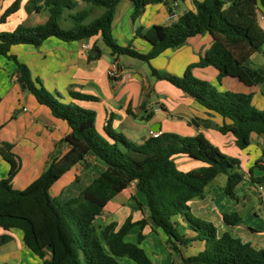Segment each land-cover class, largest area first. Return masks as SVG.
Returning a JSON list of instances; mask_svg holds the SVG:
<instances>
[{"label": "trees", "instance_id": "1", "mask_svg": "<svg viewBox=\"0 0 264 264\" xmlns=\"http://www.w3.org/2000/svg\"><path fill=\"white\" fill-rule=\"evenodd\" d=\"M82 1L102 8L103 13L89 20L90 11H78L67 16V12L73 11L77 5L74 0H31L33 10L49 12L48 20L33 27L20 24L12 32L0 33V55L11 58L13 46L39 48L45 40L53 37L63 42L101 37L111 54L126 55L149 63L166 50L185 45L192 37L208 34L212 37L211 47L198 63L187 68L182 78L158 76L210 113L219 115L223 120L221 126L210 121L207 126L222 134H232L240 149L249 147L252 134L264 138V110L253 106V93L220 91L192 74L195 67H213L218 72L219 83L226 77L239 78L250 86L264 83V74L248 65L253 54L263 53L264 26L258 20V13L264 16V0H194L195 11L184 12L171 25H154L144 34L137 30V35L151 46L147 54L133 50L131 46H119L114 40L115 12L124 0ZM126 1L135 7L132 14L135 21L148 5L165 0ZM19 6L20 0H16L8 7L0 17V24L5 23ZM62 19L72 26L63 27ZM12 59L17 65L16 80L40 105L48 108L53 117L65 121L71 130L65 138L70 150L61 158L54 159L23 190L15 189L12 184L19 171L12 145L4 143L0 146V155L11 167L7 178L0 180V228L7 231L20 229L25 244L43 264H119L118 258L122 257L137 264H152L140 246L144 240L142 231L137 243L125 241L126 235L136 225L143 229L148 221L168 236L171 250L183 264H264V249H257L229 232L219 235L215 224L190 215L189 202L203 198L205 188L221 174L227 176L226 195L236 200V188L244 181V176L236 170L240 167L237 158L223 154L202 134L184 137L162 133L158 138L149 137L141 145H136L122 132H115L110 120L101 133L96 127V111L80 104L96 101V97L70 91L73 102L66 103L60 95L49 92L40 79H34L25 63L16 56ZM152 73L157 74L154 69ZM128 113L132 114L130 109ZM151 117L148 115L145 119ZM90 153L105 164L106 170L78 197L57 205L51 197V188ZM180 154L199 160L205 166L181 171L174 161V157ZM254 167L264 171L260 161ZM249 174L252 176L253 168ZM251 180L258 184L264 181V177ZM134 181L146 197V205H139L141 211L146 209L148 217L134 222L131 215L120 227L113 222L104 229H98L96 218L103 214L113 198ZM178 215L196 235L188 237L180 233L174 220ZM223 221L229 226H236L242 221V216L237 212L226 213L223 214ZM9 240L10 237L6 236L3 243ZM194 242L203 243L204 249L196 255L184 257L180 246L188 247ZM105 246L109 247L110 253ZM47 251L51 252L50 258H46Z\"/></svg>", "mask_w": 264, "mask_h": 264}, {"label": "crops", "instance_id": "2", "mask_svg": "<svg viewBox=\"0 0 264 264\" xmlns=\"http://www.w3.org/2000/svg\"><path fill=\"white\" fill-rule=\"evenodd\" d=\"M15 1L0 0V15ZM30 1L20 0L19 9L4 23L6 27L9 25L8 21L20 16L19 22L11 25L9 31H14L20 24L33 27L48 20L49 12L46 10L36 12L31 7ZM74 1L77 3L74 9L76 10L81 3L79 0ZM84 4L83 7L87 8L91 12L90 14L93 13L99 17L103 13V10H97L87 3ZM133 9H135L134 5L129 1L124 0L118 4L113 20V33L117 31L124 41L129 44L133 42L132 46L137 51L147 54L151 50V46L144 38L137 35V30H141L144 34L154 25L173 22L184 12L195 11V3L194 0H165L162 3L148 5L139 20L140 25L136 26L137 19L133 21L130 16L128 24L130 32L126 28V23L128 15L134 12ZM74 10L68 11L67 16L70 13H75ZM170 12L176 15L172 21L168 19ZM146 15L149 16V19L145 21ZM63 22L65 25H70L65 19ZM68 26L63 27H71ZM129 34L135 36L131 41L128 40ZM199 36L190 38L176 52L168 49L159 56L161 58L153 59L149 66L153 68L152 65H154L153 69L157 74H153L151 70L150 75L142 63L135 60L124 61L120 56L111 54L110 48L105 45L101 37L74 42H63L53 37L45 40L39 48L31 45L13 46L14 52L12 53L14 54L18 50L15 53L16 57L30 68L34 79L42 81L47 73L53 75L54 83L51 84V92L60 95L64 102H73L69 95L70 91L96 97V101L81 102L80 104L96 111L98 118H96L98 121L96 127L99 126L97 129L101 133L110 120L111 128L115 132H122L128 140L136 145H141L147 138L152 137L153 133H174L184 137L202 134L210 139L209 141H212L223 154L231 155V151L238 147L235 137L232 134H222L217 129L207 126L208 121L221 126L222 118L210 113L181 90L176 88L177 91H174L171 87L172 84L170 85L168 81L158 76H175L179 72H184L189 65L198 63L200 52L197 50L196 43L203 45L202 50L209 49L212 44V37L209 35V39ZM86 43L92 47L89 52L83 49V45ZM92 55L93 57H91ZM164 56L168 58L167 63L162 58ZM113 62L122 67L123 74L129 73L131 77L127 80H123L122 77L110 78L108 69ZM248 65L264 74V51L253 54ZM211 68L213 67L199 68L204 71L202 77L218 80L217 70L214 68L216 70L214 71ZM42 83L44 84V81ZM218 88L220 91L260 95L264 105V83L250 86L237 78L226 77ZM2 98L3 100L8 99V107L0 109V146L4 143L12 145V153L19 164V171L12 184L15 189L23 190L34 182L54 159L61 158L70 150V145L65 138L71 130L65 121L53 117L48 108L40 105L35 97L15 80V77L13 82L6 85L0 82V102L3 101ZM129 109L134 116L128 113ZM148 115H152V117L147 120L145 117ZM158 128L159 131H156ZM251 147L262 149V157H264V138L262 136L252 134L248 149ZM174 161L177 167L187 172L205 166L201 161L199 166L196 163L199 160L184 154L175 156ZM260 165L264 166V160L260 161ZM254 166L255 162H252L248 171L243 175L244 182L250 183L253 190L256 189V185L261 183L255 184L251 178L264 177V174L259 177L249 174L251 168L260 169ZM10 168L9 163L0 155V180L7 178ZM104 170H106L105 164L93 153H90L64 174L53 185L51 191H54L56 200L58 199L63 204L78 197ZM261 171L264 173L263 170ZM245 202L246 198H237L233 205L226 195H221L219 202L213 192L209 190L204 193L203 198L190 201L189 206L191 212H195L197 216L202 213L206 215L208 221L214 219L213 224L217 226L219 235L229 232L234 237L251 243L257 249H264L263 241L254 240L253 242L247 238L249 233L255 234L256 232L251 228L247 231V225L243 224L244 217L241 210ZM139 204L145 206L146 197L139 191L137 182L134 181L107 204L103 214L95 220L96 227L104 229L113 222L120 227L131 215L134 222L147 218L146 209L141 211ZM233 212L239 213L242 216V221L236 226H229L223 221V214ZM174 220L178 223L181 234L188 237L196 235L187 226L182 216L178 215ZM141 231L144 240L140 246L149 256L152 264H183L182 260L171 250L168 236L151 221H148L143 229L136 225L126 235L125 241L137 243ZM6 236H9L10 240L3 243ZM180 248L184 257H190L202 251L204 244L194 242L188 247L180 246ZM105 249L110 253L108 246H105ZM50 257L51 252L47 251L46 258ZM118 263L137 264L127 257L118 258ZM0 264H43V261L25 244L23 232L20 229L7 231L0 228Z\"/></svg>", "mask_w": 264, "mask_h": 264}, {"label": "rangeland", "instance_id": "3", "mask_svg": "<svg viewBox=\"0 0 264 264\" xmlns=\"http://www.w3.org/2000/svg\"><path fill=\"white\" fill-rule=\"evenodd\" d=\"M81 5L78 6V8L76 10H74V12H78V11H89L87 8H84L83 5H85L82 0H79ZM226 2L228 0H225ZM181 3V2H180ZM97 10H103L102 8H96ZM135 10V9H133ZM92 11V10H91ZM91 13V12H90ZM89 13V14H90ZM3 14V13H2ZM2 14L0 15V17L2 16ZM133 14V13H132ZM132 14H129L128 15V22L126 23V28L130 31L129 27H128V24H129V20H130V16H132ZM143 14H139V16L137 17V22H136V26L140 25V18L142 17ZM19 15L8 21L9 25L8 26H4L5 24L2 23L0 24V33H3V32H12V31H9V29L11 28V25H15L19 22ZM98 17V15L96 14H90V19L89 20H93V19H96ZM145 21L149 19V16L146 15L145 16ZM8 20V19H7ZM6 20V22H7ZM68 24H70L69 26H72L71 23L68 21ZM172 22H168V23H163L162 25L160 26H169L171 25ZM61 25L62 26H68V25H65V23L63 22V19L61 20ZM68 26V27H69ZM8 29V30H7ZM122 29V28H121ZM113 32V30H112ZM122 32V30H121ZM131 32V31H130ZM113 37H114V40L116 41V43L119 45V46H122V47H128L129 45L131 46V48L133 50H136L135 47L132 46L133 42L131 44H129L127 41H124L122 39V37L119 36V33L117 31H115L113 33ZM135 36H132L131 34L128 35V40H133ZM199 37H207L208 38V34H204V35H200ZM209 42V40H208ZM197 45V50L198 52H200L198 54V56H200L199 58H203L206 51V49H203V45L201 43H196ZM135 46V45H134ZM14 47L11 48V52H10V55H11V58H7L3 55H0V82L2 84H8L10 82H13L14 80V77H15V71H16V63L15 61L12 59L14 56H17L15 55V53H17L16 50L15 53L13 54L12 52H14ZM264 49V47H263ZM178 49H172L170 51L172 52H176ZM137 51V50H136ZM264 51V50H263ZM18 58V57H17ZM20 58V57H19ZM120 58L124 61H127V60H135V61H138L139 63H142V65L146 68V70L148 71L149 75H150V71L155 68L154 65H152L153 68H150L149 64L151 63V60L149 63L148 62H145L143 60H139V59H136V58H133V57H130V56H126V55H120ZM161 58V57H159ZM166 60V63H167V56H164L162 57ZM19 61H21L20 59H18ZM199 60V59H198ZM22 62V61H21ZM194 65V64H193ZM189 66H192V65H189ZM188 66V67H189ZM187 67V68H188ZM186 68V70H187ZM213 69L214 71H216L214 68H211ZM178 70V69H177ZM185 70V71H186ZM184 72H179L178 75H175L179 78H182L184 76ZM50 72V71H49ZM202 73H204V71H202L201 69H199L198 67H195L192 69V74L200 79V80H205L207 81L209 84L215 86L218 90H220L218 87H220V83L217 79L213 80V79H206L204 77H202ZM16 80V78H15ZM17 81V80H16ZM42 81H44V86L45 88L51 92L52 91V87H51V84L54 83V76L53 75H50L49 73H47L45 75V77L42 79ZM41 81V82H42ZM171 85V84H170ZM172 89L174 91H177L176 90V87L174 86H171ZM52 93V92H51ZM55 94V93H53ZM174 96V95H173ZM1 97H3V95H1ZM261 99V96L259 95H256L253 97V106L255 108H257L258 110H264V105L262 104V99ZM3 100V98H2ZM195 101V100H194ZM8 107V99L5 98V100L1 101L0 102V109L1 108H6ZM201 107V106H200ZM119 118V117H118ZM98 119V118H97ZM97 121V120H96ZM97 125H98V121L96 122ZM99 128V126L97 127ZM204 136V135H203ZM207 140H210L208 139L206 136H204ZM211 144H213L215 146V144L210 141ZM216 147V146H215ZM217 148V147H216ZM234 150V149H233ZM220 151V150H219ZM231 157H234V158H237L239 161H240V167L238 169H236L240 174L244 175L247 171H248V168L249 166L251 165V163L253 162H258V161H262L264 160V157H262V149L260 148H255V147H251V148H245V149H240L239 147H236L234 151H231ZM227 155V156H229ZM196 163H198V165L200 166L201 162L200 161H196ZM250 163V164H249ZM192 164L194 165V162H192ZM179 170L183 171L182 169H180L179 167H177ZM184 172H187V171H184ZM264 173L258 169V168H254L253 169V175L255 177H259L261 175H263ZM248 176V174H247ZM226 181H227V176L224 175V174H221L219 175L215 180H213L206 188H205V192H208L209 190H211L213 192V194L216 196V200L220 202V198H221V195H226V193L224 192V188H225V185H226ZM263 187L264 189V181L261 182V184H259ZM264 192V190H263ZM51 194V197L53 198V200L55 201V203L57 205L61 204L59 202V200L57 199L56 200V195L54 194V191H51L50 192ZM227 196V195H226ZM237 198H246V202H245V205L243 206L242 210H241V213L244 217V223L245 225H247V231L249 228L253 229L256 233L255 234H250L247 235V238H249V240L253 241L254 240H260V241H263L264 242V203H263V200L261 198V194H260V191L258 190H253L251 188V185L250 183H245L244 181L242 183H240L238 185V187L236 188V199ZM227 199L229 201H231V203H233V205H235L234 203L236 202V200H233L231 199L230 197L227 196ZM190 215L194 218H199L201 220H204V221H208V219L205 217L206 215H203L202 213H200V215L197 216V214L194 212H191ZM183 216H185V213L183 214ZM209 222H212L214 223V219L213 221H209ZM264 245V243H263Z\"/></svg>", "mask_w": 264, "mask_h": 264}, {"label": "built area", "instance_id": "4", "mask_svg": "<svg viewBox=\"0 0 264 264\" xmlns=\"http://www.w3.org/2000/svg\"><path fill=\"white\" fill-rule=\"evenodd\" d=\"M175 17H176V15L174 13L170 12L168 19L170 21H172ZM258 20H259L260 24L262 26H264V16L261 13H258ZM91 48L92 47L89 43H86L83 45V49L87 52H89L91 50ZM108 76L110 78H115V79H118V77H122L123 80H127L131 77V74H129V73L123 74L122 67L119 64H117L116 62H113L108 69ZM160 134L161 133H153L152 137L158 138L160 136ZM256 190L260 191L261 198H262L263 203H264V192H263L264 189H263V187L261 185H256Z\"/></svg>", "mask_w": 264, "mask_h": 264}, {"label": "water", "instance_id": "5", "mask_svg": "<svg viewBox=\"0 0 264 264\" xmlns=\"http://www.w3.org/2000/svg\"><path fill=\"white\" fill-rule=\"evenodd\" d=\"M237 79H239V78H237ZM240 80V79H239ZM156 131H159V128L158 129H156Z\"/></svg>", "mask_w": 264, "mask_h": 264}]
</instances>
